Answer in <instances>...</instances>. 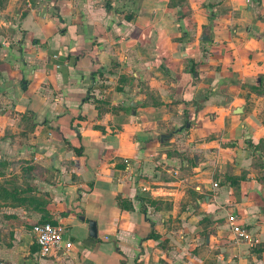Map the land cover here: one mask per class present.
<instances>
[{
  "label": "crops",
  "instance_id": "crops-1",
  "mask_svg": "<svg viewBox=\"0 0 264 264\" xmlns=\"http://www.w3.org/2000/svg\"><path fill=\"white\" fill-rule=\"evenodd\" d=\"M6 9L0 261L264 264V0ZM46 221L70 250L40 254Z\"/></svg>",
  "mask_w": 264,
  "mask_h": 264
},
{
  "label": "built area",
  "instance_id": "built-area-1",
  "mask_svg": "<svg viewBox=\"0 0 264 264\" xmlns=\"http://www.w3.org/2000/svg\"><path fill=\"white\" fill-rule=\"evenodd\" d=\"M143 190L146 191L147 188L143 187ZM228 219L231 224V230L237 240H251L248 230L239 223L237 215L231 214ZM32 232L35 235V240L42 256H50L54 252L63 250L68 251L73 246V242L65 237V227L60 223L38 222L33 225ZM0 264L9 263L0 261Z\"/></svg>",
  "mask_w": 264,
  "mask_h": 264
},
{
  "label": "water",
  "instance_id": "water-1",
  "mask_svg": "<svg viewBox=\"0 0 264 264\" xmlns=\"http://www.w3.org/2000/svg\"><path fill=\"white\" fill-rule=\"evenodd\" d=\"M204 40H209L210 38L207 37V35H204L203 37ZM172 135L171 134H165V135H162L161 136V140H164L165 138H169L171 137ZM90 231H91V236L93 237H97V223L96 221H90Z\"/></svg>",
  "mask_w": 264,
  "mask_h": 264
},
{
  "label": "rangeland",
  "instance_id": "rangeland-1",
  "mask_svg": "<svg viewBox=\"0 0 264 264\" xmlns=\"http://www.w3.org/2000/svg\"><path fill=\"white\" fill-rule=\"evenodd\" d=\"M7 2H8V0H0V25H1V22H4V23H7V21H2V19L4 18L3 17V13L7 10L6 9V7H7ZM249 2H250V0H249ZM5 15H6V13H5ZM3 17V18H2ZM6 17H8V16H6ZM4 19H9V18H4ZM0 29H1V27H0ZM1 33V32H0Z\"/></svg>",
  "mask_w": 264,
  "mask_h": 264
}]
</instances>
